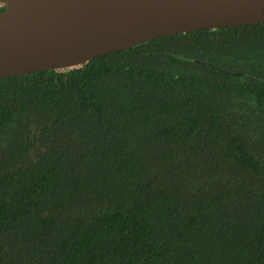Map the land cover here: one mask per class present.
Listing matches in <instances>:
<instances>
[{
  "label": "trees",
  "instance_id": "obj_1",
  "mask_svg": "<svg viewBox=\"0 0 264 264\" xmlns=\"http://www.w3.org/2000/svg\"><path fill=\"white\" fill-rule=\"evenodd\" d=\"M0 264H264V23L1 79Z\"/></svg>",
  "mask_w": 264,
  "mask_h": 264
},
{
  "label": "water",
  "instance_id": "obj_2",
  "mask_svg": "<svg viewBox=\"0 0 264 264\" xmlns=\"http://www.w3.org/2000/svg\"><path fill=\"white\" fill-rule=\"evenodd\" d=\"M0 80L165 35L264 23V0H0Z\"/></svg>",
  "mask_w": 264,
  "mask_h": 264
},
{
  "label": "flooded vegetation",
  "instance_id": "obj_3",
  "mask_svg": "<svg viewBox=\"0 0 264 264\" xmlns=\"http://www.w3.org/2000/svg\"><path fill=\"white\" fill-rule=\"evenodd\" d=\"M1 6H3L2 4H0Z\"/></svg>",
  "mask_w": 264,
  "mask_h": 264
}]
</instances>
